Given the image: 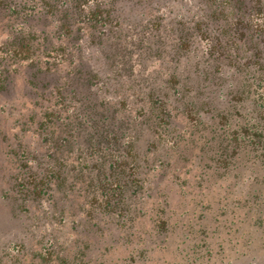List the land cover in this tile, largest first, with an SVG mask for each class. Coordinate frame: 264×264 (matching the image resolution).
Here are the masks:
<instances>
[{"label":"trees","instance_id":"trees-1","mask_svg":"<svg viewBox=\"0 0 264 264\" xmlns=\"http://www.w3.org/2000/svg\"><path fill=\"white\" fill-rule=\"evenodd\" d=\"M39 1L65 33L80 22L76 29L92 37L83 45L101 47L109 61L106 72L81 70L83 62L72 64L68 56L71 66L53 86L51 102L35 118L30 113L36 145L20 150L11 213L0 217V232L23 226L12 238L0 234V264H88V243L56 231L76 191L88 204L83 216L78 208L71 212V221L96 231L100 220L130 225L133 200L148 196L157 178L177 177L180 159L195 162L198 176L223 177L245 161L264 168V0H189L190 14L169 8L174 16L168 21L146 12L149 0ZM21 4L0 0V9L20 16L5 24L0 57L36 62L37 35ZM123 5H136L137 40L166 41L162 69L143 73L139 50L119 39L130 20ZM244 185V201L259 211L256 197L264 189ZM22 212L39 230L25 229L31 222ZM122 235L125 241L128 232Z\"/></svg>","mask_w":264,"mask_h":264},{"label":"rangeland","instance_id":"rangeland-1","mask_svg":"<svg viewBox=\"0 0 264 264\" xmlns=\"http://www.w3.org/2000/svg\"><path fill=\"white\" fill-rule=\"evenodd\" d=\"M36 1L20 0L29 12L28 22L37 35L34 36L36 62L21 59L11 62V58L0 57V217L11 213L9 195L13 193L12 181L22 159L20 150L24 145L31 149L36 145L30 113L34 112L35 118L51 102L53 86L62 81L64 72L71 66L68 56L72 55V64L76 63L75 59L83 62L82 66L78 65L81 70L101 67L106 72L103 63L109 61L103 57L101 47L91 42L83 45V39L92 37L85 28L76 29L82 26L80 22L71 23L70 33H65L56 25L57 20L53 21L43 12L40 1ZM115 3L119 2L115 0ZM123 6L129 9L130 20L123 23L124 32L119 39L139 50L145 63L143 73L162 69L159 62L166 41L160 37L137 40L141 25L136 24L138 17L133 8L136 5ZM169 8H176L181 14H190L193 10L189 0H149L146 12L163 14L162 21H168L174 16L172 10L168 12ZM148 17L144 16L142 21ZM17 19L20 16L8 15L0 9V40L4 38L6 22ZM62 43L68 46L70 54L65 53ZM194 163L180 159L179 168L174 169L177 177L157 178L148 196L137 199L136 203L133 200L135 206L129 213L134 211L136 218L130 225L100 220L101 228L95 231L93 227L74 224L71 212L78 208L83 216L81 212L84 214L88 204L83 191H76L71 198L68 196L71 200L64 225L58 229V224L56 231L71 240L79 237L77 243H88L84 250L88 264H264V196L256 197L259 210L256 211L252 204L248 209L243 194L247 181L264 189V176L260 177L264 173L262 165L245 161L219 177L209 171L198 176V166ZM20 214L23 221L31 222L25 229L39 230L32 218L24 217L26 212ZM158 218L164 221L160 227L155 225ZM22 226L19 223L5 226L0 234L3 238H12ZM123 232H128L125 241Z\"/></svg>","mask_w":264,"mask_h":264}]
</instances>
